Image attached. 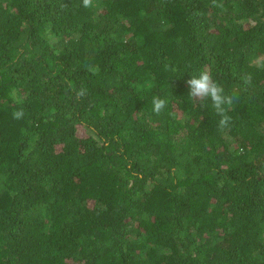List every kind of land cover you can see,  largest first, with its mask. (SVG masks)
Returning a JSON list of instances; mask_svg holds the SVG:
<instances>
[{"label":"trees","instance_id":"trees-1","mask_svg":"<svg viewBox=\"0 0 264 264\" xmlns=\"http://www.w3.org/2000/svg\"><path fill=\"white\" fill-rule=\"evenodd\" d=\"M93 3L0 0V264H264V0Z\"/></svg>","mask_w":264,"mask_h":264},{"label":"clouds","instance_id":"clouds-1","mask_svg":"<svg viewBox=\"0 0 264 264\" xmlns=\"http://www.w3.org/2000/svg\"><path fill=\"white\" fill-rule=\"evenodd\" d=\"M82 6L84 8H92L94 6L93 0H82ZM186 83L190 89L189 97L199 103H205L210 100L216 114L220 117V130L228 129L232 123V118L227 113L238 97L235 94H226L223 86L213 80L211 73L207 70H202L198 75L191 76V79L187 80ZM245 83H247V79H245ZM76 95L78 97L84 96V89H80ZM17 103L22 104V100H18ZM167 103L164 98L153 97V112L159 115L165 109ZM24 115L25 112L22 107L12 113L15 120H21Z\"/></svg>","mask_w":264,"mask_h":264}]
</instances>
